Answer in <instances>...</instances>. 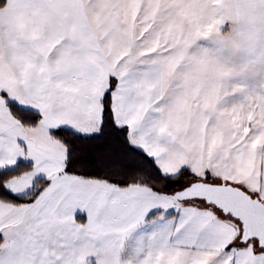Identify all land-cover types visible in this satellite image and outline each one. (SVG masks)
<instances>
[{"label": "snow or ice", "instance_id": "1", "mask_svg": "<svg viewBox=\"0 0 264 264\" xmlns=\"http://www.w3.org/2000/svg\"><path fill=\"white\" fill-rule=\"evenodd\" d=\"M0 264H264V0H0Z\"/></svg>", "mask_w": 264, "mask_h": 264}]
</instances>
